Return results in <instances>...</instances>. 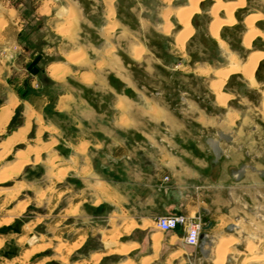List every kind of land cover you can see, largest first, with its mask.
<instances>
[{"label":"crops","instance_id":"1","mask_svg":"<svg viewBox=\"0 0 264 264\" xmlns=\"http://www.w3.org/2000/svg\"><path fill=\"white\" fill-rule=\"evenodd\" d=\"M110 1L112 2L109 3ZM34 2L33 16L44 18V28L50 33L45 38L52 35L59 40L58 46L48 48L49 54L59 53L66 59L52 60L45 70L49 78L59 81L60 86L63 87L53 104L57 109L56 112L59 115L68 114L72 123V131L69 132L63 130L50 118L44 120L45 130L57 134L58 170L67 168L70 169L69 172L76 171L78 176H82L95 188L101 191L104 189V193L95 191L94 203L97 204L99 199H103L104 202L101 200L99 205L104 204L106 219L112 218L114 207H117L115 210L123 220L128 219L139 224L138 229L133 231L136 242L140 243V246L134 243L135 246L127 247L125 254L117 252V255L123 257L133 253L131 259L137 264H143L144 260H149L148 264L158 260L170 264V259L181 264L180 261L183 260L181 257L187 259L190 264H214L216 249L220 238L224 237L223 234L229 233L228 236L236 234L239 240L236 244L239 248L238 243L241 238L239 233L234 232L236 227L234 224L237 222L241 223L245 231V249L252 239L260 240L261 238L257 237L259 234L255 235L256 232L251 229V226L260 227L264 224V179L247 165L244 176L241 179L237 178V172H239L237 169H241L240 164L246 161L244 152L237 148V144L249 141L250 134H240L241 140L236 144L230 146L223 144L230 159L222 161L219 158L217 163H215V153L207 145V138L210 135L214 136L212 130H206L209 126L213 125L214 128L221 126L223 130L231 132L237 120L233 124L230 115L222 125H219L220 120L216 119L211 123L213 118L206 120L208 123L205 124L202 120L200 121L203 117L201 112L195 123L183 117L179 118L166 105L158 102L160 98L151 95L146 89H141L139 85L133 87L122 80L127 84L124 87L131 88L134 94L128 95L122 85L118 90V96L123 98L124 104L120 103L119 106L115 102L110 110L99 114L96 106L82 96V85L91 87L101 84L103 78L109 81L108 77L106 78L107 67L108 70L119 68L116 79L122 76L129 77L128 67L120 68L116 65L117 63L115 65L109 63L112 57L106 55L107 49H110L113 44L112 35L108 34L112 31L110 28L128 26L118 16L117 0H35ZM169 3L172 1L163 7L155 22L165 37H171L166 35L163 27L165 13L169 8L173 9L170 19L173 29H178V31L174 30L176 35H173L176 44L177 34L183 29L176 15L180 6L175 7ZM188 4L189 2L184 5ZM212 4L204 2L205 6L202 8L205 10L197 14L201 15L203 20L195 18L194 25L199 29L205 28L208 37L215 41L209 29L212 21ZM239 11L240 9L238 10L240 18ZM208 14L211 16L210 21H207ZM73 15L75 18L72 20ZM222 15L226 18L225 13ZM173 16L177 25L172 20ZM230 28L239 29L238 25ZM225 30L221 31L223 41L229 35ZM123 33L124 31H121V34ZM109 37L111 38L108 39ZM76 43L83 46L74 50L68 49V45ZM217 43L222 46L220 42ZM98 44L101 45L100 49L97 48ZM201 44L203 45L202 41ZM135 46L138 45L135 44ZM94 48L99 50V54L92 55L96 51ZM130 48L134 56L135 47L132 45ZM71 53L80 56L78 63L69 59L68 56ZM59 64L62 66L59 69H63L52 72V67ZM102 67L106 70H101ZM208 67L212 68V71L219 69L209 63L202 64L199 70ZM74 76L79 82L77 85L71 83ZM259 78L264 79V75H260ZM136 94H143L147 100L144 96L143 100H139L141 97ZM228 94L231 97L226 105L234 97L233 93ZM42 96H32L21 100L15 90L9 92L0 107V131L2 125H8L13 117L9 115L6 119V110L14 111L18 105H21L27 115L23 124L11 134V137L18 139L28 137L40 123V117L42 118L40 113L44 110V106L50 105V96L47 94ZM37 97L42 99L41 107L32 101V98L37 100ZM130 133L134 135L133 140L130 139ZM85 175H88V178H84ZM11 211L13 208L8 211L9 214ZM179 213L189 217L200 214L206 226L212 223L211 228L203 231L207 232L212 240L204 247L205 251H208L207 254L199 247L201 241L197 247L186 244V231L182 227L168 232H163L157 227L158 217ZM223 220H227L225 225L222 224ZM145 224H147L146 227H144ZM231 225H234V228L229 230ZM154 229L163 232V237H159L162 249L158 257L154 244L158 232ZM11 238V236L5 238L6 242ZM173 254L178 255L172 257ZM92 256L93 253L90 254V258ZM124 259V263L130 261L128 258Z\"/></svg>","mask_w":264,"mask_h":264},{"label":"rangeland","instance_id":"2","mask_svg":"<svg viewBox=\"0 0 264 264\" xmlns=\"http://www.w3.org/2000/svg\"><path fill=\"white\" fill-rule=\"evenodd\" d=\"M34 1L0 0V107L12 90L16 91L21 100L32 96L41 97L44 94L50 96V105L44 106L40 113L42 116L40 123L26 138L11 137L25 121L27 114L24 108L18 105L14 111L5 112L7 117L9 115L13 117L8 125H2L0 131V264H137L131 259L133 253L121 257L116 252L121 247L135 246L134 243L140 246L133 231L138 229L139 224L136 221L123 220L115 210L117 207H114L112 218L106 219L105 206L99 205L103 199H99L97 204L94 203L95 191L101 189L89 184L82 176H78L76 171L69 172L70 169L67 168L58 170L57 134L45 130L44 120L50 118L69 132L72 131V123L68 114L59 115L56 112L53 104L63 87L59 81L49 78L45 70L52 60L66 59L59 53L49 54L48 48L58 46L59 40L52 35L45 38L50 33L44 28L45 19L33 16ZM187 2L188 0H172L171 5L181 7ZM205 2L213 3L211 0ZM167 3L163 0H117L118 16L128 26L110 28L112 31L108 34L112 35L113 44L107 49L106 55L112 57L109 63L114 65L117 63L120 68L128 67L129 77L122 76L116 79L119 68L114 71L112 68L108 70L107 67L106 78L108 77L109 81L103 78L101 84L91 87L82 85V96L96 106L99 114L110 110L115 102L119 106L120 102L124 104L123 98L118 96V90L121 89L122 81H126L133 87L146 85L149 93H153V89L156 88L171 93V97H162L158 102L166 105L179 118L183 117L194 123L201 112L203 117L200 121L208 123L206 100L212 96L210 92L212 88L209 86L215 75L211 72L210 76H205L199 72V68L202 64H209L208 59H212L216 64L218 62L213 52H208V48L201 44V40L208 37L206 29H199L194 25L195 18L199 20L203 18L201 15H194L192 23L196 32L194 30L195 33L189 38L184 51H181L176 46L174 37H165L155 22ZM257 11H260L262 16L256 21V27L264 31V0H247L246 8L239 11L240 18L237 15L236 25L239 29L227 26L223 28V31L228 28L225 31L234 39V45H230L226 39L224 41L236 56L247 58L249 55L243 45L244 33L247 31L244 19L248 14ZM71 18L73 20L75 16ZM208 18L207 21H210V14ZM172 20L177 25L174 16ZM173 30L178 31L176 28ZM121 31L124 33L121 34ZM93 38L95 39L94 36ZM132 45L136 49L137 47L143 49L140 58L131 54ZM81 46L83 44L76 43L68 45L67 48L74 50ZM100 46L98 44L97 48L100 49ZM97 48H94L96 51L94 50L92 55L99 54ZM252 50H264V40L255 37L250 51ZM199 54L202 55L201 58L197 57ZM73 55L80 60L79 55L71 53L68 57L72 62L78 61L71 59ZM258 66L259 68L262 66L260 73L264 75V59ZM104 69L105 67L101 68ZM75 79L76 77L71 79V83L79 84ZM258 80L260 84H264V79ZM259 88L250 89L257 91ZM130 91L132 96L134 92ZM180 92L187 93L186 96L194 107L187 110L181 108L180 103L174 106ZM136 96L143 100V94ZM39 97L37 100L32 98V101L41 107L43 103ZM148 101L150 102L149 99ZM244 104L250 106L251 110L243 111L234 107L237 111L233 114L237 115L236 119L244 118L248 122L256 112L261 111V108L258 106L256 108L252 98L242 100V105ZM212 121L214 118L210 122ZM213 128L212 125L206 130L211 131ZM129 136L133 140L134 135L130 133ZM60 161L62 163V160ZM102 177L104 178L103 173ZM84 178H88V175ZM101 192L104 193V189ZM12 208L13 211L9 214L8 211ZM8 215L11 216L6 218ZM226 223L227 220L222 221L223 225ZM146 226L147 224L144 225ZM251 229L256 235L259 234L260 242L264 245V224L260 227L251 226ZM154 230L158 232L156 238L163 237V232ZM228 234L225 233L223 236L228 237ZM10 236L12 238L6 242L5 238ZM233 236L237 243L239 241L237 235ZM236 243L228 246L229 251L226 253L224 264H243L251 257L246 254L245 246L240 249ZM161 249L162 246L156 248L157 257ZM92 253L93 256L90 258ZM177 255L173 254L172 257ZM124 258L130 261L124 263ZM181 258L183 259L180 261L181 264L188 262L187 259ZM169 263L179 264L171 259ZM153 264L165 263L158 260ZM261 264H264V261Z\"/></svg>","mask_w":264,"mask_h":264},{"label":"bare ground","instance_id":"3","mask_svg":"<svg viewBox=\"0 0 264 264\" xmlns=\"http://www.w3.org/2000/svg\"><path fill=\"white\" fill-rule=\"evenodd\" d=\"M171 1L172 0H168V2H171ZM205 1L206 0H188V2H189L188 5H182L178 9V11H176L178 23L183 28L177 34V38H176V46L181 51H184V48L186 46L187 41L189 40L190 36L194 33L195 29H194V25L192 23V18L194 17V15L201 14L203 12V10H205L204 8H202V6H205L204 5ZM211 1H213L212 8H211L212 21L210 23L209 29L211 30V34H212L213 39H215L216 41H219L223 45L224 49L228 50L227 44L225 42H221V39H222L221 31H222L223 27L237 23V15H236L237 13L236 12H238L239 9H245L246 8L247 0H231V1L211 0ZM111 2L112 1H110L109 3H111ZM170 4H172V3H169V5ZM167 11L168 12H166L164 15L165 25L163 28L165 29L167 36L176 35L173 28H172L173 23L171 22V19H170V16L172 15V13L174 11L172 8H169ZM223 12L225 13L226 18L223 17V15H222ZM261 16H262V14L260 13V11H257L253 14H248L246 16V18L244 19V24H245L246 29H247V31L245 32V35H244V44H245L246 49H248L249 51L252 47V42H253L255 37L262 38L264 40V31H262L261 29L256 27V21L259 18H261ZM134 49H135L134 50L135 55L140 58L143 49H140L138 47H137V49H136V47ZM228 51H230V50H228ZM71 59L73 61L78 60L76 56L74 57V55L71 56ZM263 59H264V50H252V51H250L249 55L245 61L242 57L232 54L230 65H226L225 67H222L220 69L215 70V76L217 78H216V80H214L212 82V89L218 95V99H219V102L221 104H226V101L229 98V95L225 94L223 92V90H224L223 87H224V84L226 83V81L228 80V78L233 73H241L249 81L250 85L257 86L259 84L257 79H256L255 73H256V70L258 68V64ZM59 65L53 66L52 72H55L60 67H62L61 65L60 66ZM61 69H63V68H61ZM61 69H59V70H61ZM211 69H210V67H208L206 69L202 68L200 70V73L208 75L211 72ZM55 77H57V76H55ZM262 99H263L262 115L264 117V93H263ZM6 118H8V117H6ZM234 118H235V116H234ZM235 120H236V118H235ZM257 239L249 242L247 250H246V254L250 255L251 257L248 258L243 264H252L253 262L256 264H261L262 261H264V245H262L260 240H257ZM233 243H236V238L233 235H230L228 237L224 236V237L220 238L218 253H217V257L214 260V264H224V261L226 258V253L228 250V246L230 244H233ZM154 244H155V248L160 246L161 239L156 238ZM127 250L128 249L126 247H123L122 249L121 248L119 249L118 253L119 254H125L127 252ZM258 253L259 254L261 253V255H259ZM148 261L149 260H144L143 264H148Z\"/></svg>","mask_w":264,"mask_h":264},{"label":"flooded vegetation","instance_id":"4","mask_svg":"<svg viewBox=\"0 0 264 264\" xmlns=\"http://www.w3.org/2000/svg\"><path fill=\"white\" fill-rule=\"evenodd\" d=\"M236 13H238V12H236ZM236 15H238V14H236ZM236 24L228 25V26L231 27V26H235ZM244 35H245V33H244ZM231 38L232 37L230 35L226 36V40L230 43V45H234L233 44L234 39H231ZM201 41L203 42V46L205 48H208V52H213V54H214V56L218 62V64H216L213 62L212 59H208L210 64H213L216 68H219V69L222 67H225L226 65L231 64L232 54H234L233 50H230L231 51L230 52V51H228L229 48H228V50L224 49V47H222L223 45L221 46L220 44L217 43L219 41L215 42L216 40L213 41L210 37H207V36L205 37V39H202ZM221 42H224V41L221 39ZM243 44H244V39H243ZM244 47H245V44H244ZM249 52L250 51L248 50V54H249ZM197 57L201 58L202 55L199 54V55H197ZM241 57L243 58V56H241ZM243 59L245 61L247 58H243ZM258 68H259V66H258ZM258 68H257L256 73H255L256 79H257V76L259 78L260 75H262L260 73L262 66L259 69ZM257 71H258V75H257ZM211 72H213L215 75V70L212 71V69H211ZM211 72L208 75L207 74H203V75L210 76ZM216 78L217 77L215 76L214 80H216ZM227 81H226L227 84L225 83L226 88L224 89V87H223L224 90L223 89L222 90L225 94L233 93L234 97L231 98V100L228 102L227 105L221 104L219 102L218 95L215 93L214 90H213L214 91L213 92L211 89L210 92H211L212 96L210 95V97H208L209 98L208 100H206L207 98L205 99L207 102V105L205 107V111L208 114L209 118H214L216 120H220L219 125H222V123L224 121H227L229 119L230 115H231L230 120L233 124L235 123L236 120L237 121H236L233 129L231 130V132H227V131L223 130L221 128V126H217V127L213 128L212 131L214 133V136L210 135L207 138V145L214 152L212 146L210 145V139L213 138V139L219 140L220 147L222 148L220 160H222V161L227 160V159H230V156L227 153V151L225 150L224 145L230 146L232 144L238 143L237 141L241 140L240 136H239L240 134H242V135L250 134L249 141L239 142V144H237V148L240 151H243L245 154V157H246V161L242 162L240 165H241V167L242 166L246 167V165H247L248 167L253 168L256 171L257 175L264 179V117L262 115V107H263V99L262 98H263V93H264V84L263 83L260 84L259 80L257 79V81L259 83L257 86L250 85L249 81L241 73H233L228 78ZM125 84L126 83H124V82L122 83L124 91L128 95H131L130 90H132V89L129 87L125 88L124 87ZM225 84H224V86H225ZM139 86L143 90H145L147 88L146 85H139ZM211 87H212V83H211ZM250 88H254V89L259 88V90L253 91ZM153 90H154V92L150 93V94L154 95L157 98H162V97L164 98L165 96L171 97V93H168V92L166 93V92H164V90H158L157 88L153 89ZM133 94L134 93H132V95ZM186 95H187V93L186 94L181 93V92L178 93L177 94V100L174 101V104H175L174 106L176 107V105L178 106V103H180L179 106L181 108H186L187 110L194 107L193 103L190 102L189 98ZM216 95H217V98H216ZM228 95H229V98H228V100H229L231 96H230V94H228ZM201 97L202 96H200V98ZM245 98H252V101H253L254 105L256 106V108H257V106L261 108V111L256 112V115L252 116L250 121H248V122H246L244 120V118H240V119L235 120L237 115L233 114L234 112L237 111V109H241L243 111L251 110L250 106H248L246 104L242 105V100H244ZM145 99L147 100V97H145ZM227 101H226V103H227ZM218 102H219V104L226 105V106H220L218 104ZM234 107H236L237 109ZM234 116H235V118H234ZM237 138L239 140H237ZM247 162H249V163H247ZM238 169H240V168H238ZM238 176H239V172H237V177ZM245 237H246V235L244 232L243 235L240 237L241 238L240 242L238 243L239 248H243V246H246Z\"/></svg>","mask_w":264,"mask_h":264},{"label":"built area","instance_id":"5","mask_svg":"<svg viewBox=\"0 0 264 264\" xmlns=\"http://www.w3.org/2000/svg\"><path fill=\"white\" fill-rule=\"evenodd\" d=\"M156 224L163 232L176 230L178 227H182L186 231L185 242L188 246L192 247H197L199 245L201 233L206 226V222L202 215L199 214L195 217H189L183 213L160 216L156 219ZM234 225L236 226L234 232L239 233L241 237L245 232L244 228H242L240 222ZM229 258H231V256H229Z\"/></svg>","mask_w":264,"mask_h":264},{"label":"water","instance_id":"6","mask_svg":"<svg viewBox=\"0 0 264 264\" xmlns=\"http://www.w3.org/2000/svg\"><path fill=\"white\" fill-rule=\"evenodd\" d=\"M210 145L212 146V148L214 150L215 163H217L219 161V158H220L221 152H222V148L220 147L219 140L211 138L210 139ZM245 169H246L245 166H242L241 169H238V171H239V176L237 177L238 179H241L244 176ZM211 226H212V223H209L207 226H205V229H209V228H211ZM178 228H180V227H178ZM233 228H234V225H231L229 227V230H232ZM200 241H201V243H200L199 247L207 254L208 251L207 250L205 251L204 247H205L206 243L212 242V240L209 237L207 232L201 233Z\"/></svg>","mask_w":264,"mask_h":264}]
</instances>
